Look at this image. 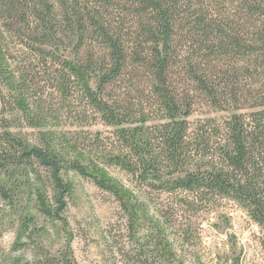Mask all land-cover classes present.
I'll return each mask as SVG.
<instances>
[{
	"label": "trees",
	"instance_id": "1",
	"mask_svg": "<svg viewBox=\"0 0 264 264\" xmlns=\"http://www.w3.org/2000/svg\"><path fill=\"white\" fill-rule=\"evenodd\" d=\"M84 1L64 0L60 8L74 19L79 43L101 39L108 53L65 60L58 82L82 83L115 128L122 149L111 162L164 190L231 198L264 227V0ZM0 77L27 113L22 76L2 68ZM199 106L226 114L192 121ZM55 147L0 134L1 174L36 163L49 171L54 202L38 192L42 214L61 220L73 191L68 169L120 196L99 172ZM199 159L207 166L193 168Z\"/></svg>",
	"mask_w": 264,
	"mask_h": 264
},
{
	"label": "rangeland",
	"instance_id": "2",
	"mask_svg": "<svg viewBox=\"0 0 264 264\" xmlns=\"http://www.w3.org/2000/svg\"><path fill=\"white\" fill-rule=\"evenodd\" d=\"M63 1L0 0V69L22 76L29 106L25 113L0 77V134L55 143L68 161L80 159L120 196L65 170L73 191L61 220L52 219L37 209L38 192L54 202L46 168L36 163L0 172V264H264V227L246 207L210 193L164 190L111 162L122 149L115 128L101 119L82 83L58 82L65 60L108 50L91 36L79 43ZM209 110L197 107L191 120L226 114ZM202 166L206 160L193 162Z\"/></svg>",
	"mask_w": 264,
	"mask_h": 264
}]
</instances>
